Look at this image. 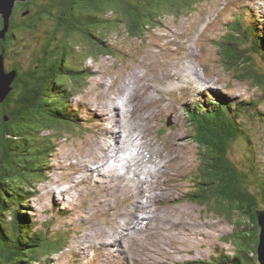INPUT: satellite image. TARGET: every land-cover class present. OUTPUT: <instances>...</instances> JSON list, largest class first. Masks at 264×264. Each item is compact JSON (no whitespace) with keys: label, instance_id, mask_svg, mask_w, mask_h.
I'll return each instance as SVG.
<instances>
[{"label":"rangeland","instance_id":"obj_1","mask_svg":"<svg viewBox=\"0 0 264 264\" xmlns=\"http://www.w3.org/2000/svg\"><path fill=\"white\" fill-rule=\"evenodd\" d=\"M186 1H188V4L193 6V8L190 10L176 11L175 7L167 5L164 9H161L162 11L158 14L163 15L162 19L155 16V21H149L150 25H145L135 34H128L125 32L123 26H120V29L117 30L116 33L107 34L106 38L112 50L109 55L101 56L93 54L94 57L84 60L87 56H90L87 55L90 52L89 49H85V53L80 54L81 60H84V72H89L90 76L89 74L87 75L88 82L87 84L85 83L87 87L82 80L86 88L85 90L79 89L77 91L76 89L75 92H70L67 95L66 100L68 108L71 107L72 110H75L78 105L76 103L81 100L79 103L80 107L81 103H83L86 108L91 107V109H94L95 103L102 100L104 101L103 103H106L105 108L102 107V110L106 112L100 114L98 119L100 123H106L113 118H118L120 107H116L114 104L119 102L121 98H124L127 93L131 91L132 96L130 99L127 98L122 100L124 102V106L122 107L128 105L126 111H132V114L138 116L139 119L135 118L134 123L129 125V129L132 131V140L129 141L128 146L131 149L134 148L135 153H138L139 150L135 149V145L143 136L148 138L149 130H151L153 132V137L156 136V140L154 141L155 146H153L155 148L150 149L155 157H157L156 154L158 151L166 150L169 146L168 154L170 162L168 164V173L171 174V178L168 179L167 184L165 183L166 178L154 182L153 186L160 189L156 191L152 190L150 199L145 200L140 197L138 203L130 205L129 209L135 210L134 212H129V210L122 211L126 206L124 200L121 210L114 200L115 197H112L110 201L106 200L107 196L113 193L112 180L107 179L105 183L96 181L101 192H97L94 189L93 196L95 200L91 198L90 201H80L74 206H70V208H73L71 210H74L71 214L65 213L64 215H58L65 212V209H63L65 205H62L59 209L56 208V221L51 222L50 216L43 212L49 205L47 196L51 194L50 190H52L51 187H53V185L57 187L60 186L61 181L58 178L63 177L65 173L70 171L61 170V168L56 167V165L60 161H65V164L72 165L71 163L83 159L81 168L87 170L92 167L90 162H96V166L98 165V167L94 169L102 170V173L98 175L97 178L105 179L107 176L104 175L103 166L100 164L98 157V155L100 156V152L103 153L104 151L101 148L102 150L97 151V154V152L92 149V147L96 145H101L102 147L104 143H102L99 135L97 138L82 133L70 135L64 129L66 128L65 124L58 128V130L62 129L61 132H59L60 134L48 130L42 132L41 135L47 137L52 136L54 139L56 138L55 141H52V146L54 144L52 147L53 150L51 151L53 156L47 157L49 159L47 171L54 170V173L48 172L46 174L50 175L52 180H38L36 182L35 197L31 198L29 202V206L34 212H32V214L29 213V215L31 220L34 219L37 221L38 228L47 229L48 226V231L51 234L57 232L59 229L63 230L67 227H71L69 231L72 233V237L69 238L70 240L66 235L68 232L63 231V233L59 234V236H63V241L65 243L68 241V243L48 257L50 264H68L69 257H71L74 262L76 257L87 255L86 252L94 246H98L110 252V256L107 254L102 256L103 251L99 249V256L95 257L96 262L94 264H102V262L117 264L115 258L118 255H115L116 253L109 247V245H111L110 242L112 240L119 241L122 233L126 232L133 219H135V221H140L143 218H145L146 221L155 220L156 222H160L162 220L158 224L160 228L161 225L162 228L173 225L179 229V233L186 239H189L190 235H185L183 225L192 230H196L197 233H194L195 244L199 239V233L203 234L204 237H206V242L203 240H201V242H205L206 245V256H204L206 259L214 252L216 254L226 252L229 256L234 255L236 244L234 241H229L230 236H234V233L240 232L242 229L245 230V223L235 217V215L232 217V215L228 213L214 210V204H209L207 202L203 203L202 200L197 197L200 192V184L197 182L198 176H201L203 172V163L200 164V153L198 152L201 150L203 151V149L194 140L192 123L195 122L194 119L196 115L192 113V108L181 104V91H175L176 81L174 79L183 74L181 72L182 68L183 72L187 74L192 67L194 72L199 71V74L206 72L208 81H211V84L215 86L214 88H217L223 95L228 96L230 94V97L237 100L239 103L248 104L259 98L263 104L257 108V111L263 114L264 98L260 96L264 97V87L256 90L250 88L249 82L244 81L242 78H238L236 73L237 69H231L221 55V49H224L229 39H233L232 36H235L233 25L237 20L243 19L246 25L254 24V20H261L264 31L262 12L256 8L259 4H262V1L250 0L243 6H240L239 0ZM255 2H257V5L254 6L251 4ZM254 15L255 19L253 20ZM109 16L116 20L114 17L115 15L112 13L107 16L104 15L103 18L108 20L107 17ZM240 25L241 29H243V24ZM39 38L43 45L47 43L45 33H43V35L39 34ZM165 48L167 49L166 51L163 50ZM40 49L41 46L38 44L36 45L33 43L31 47L30 44H28L27 47L25 44V47H22L21 54L19 53L17 58H13L7 62L6 66L8 63L12 64L19 61L23 64L24 69H29L32 64L31 61L35 57L34 53L37 54ZM192 60L195 65L192 63ZM75 79L78 80V78ZM160 89H164L166 91L165 94L158 95L157 92L162 93ZM170 90L172 91L167 93ZM78 92L79 96H76L75 94ZM199 98L200 97H195L194 99L197 102ZM69 100H71V103L68 104ZM200 100L203 103L208 102L210 100V94L203 98L201 97ZM88 110L90 111V109ZM84 111L85 110L82 111L83 115ZM126 111L123 117L126 116ZM144 116L146 118L150 117V120L147 122ZM152 121L154 122L152 123ZM263 126L262 130L257 129V131L254 130L252 132L254 136V139H252L254 142L253 145L250 146L255 156L258 154V149L264 152V143L260 142L261 135L264 134ZM133 128H135V130H132ZM102 131L106 135H111L112 137H116L117 135V130L113 132L104 127ZM131 131H129V133ZM98 132L100 133H96L103 134L101 130ZM160 136H162V139ZM149 142H153V138H151ZM121 144L122 142H118L116 146H107L113 151L111 155H108V159L115 156ZM247 150L248 148L246 145L243 148L239 143H234L231 148V158L236 162L242 159L243 161L241 164L244 162L246 165L247 161L250 162L247 157ZM141 162L142 159L138 158L134 166ZM262 163H264V157L262 158ZM145 169L146 168L143 166L140 171V178L144 182L146 181L143 178L142 171ZM63 172L65 173L63 174ZM72 173H75V171L69 174ZM85 176L84 174L83 177ZM74 178H76V176ZM263 179L264 178H262V180ZM86 183L88 182H83L82 179L80 186ZM146 186L147 184L144 187ZM76 187H79V184ZM259 188L260 186L256 184L253 186V191L259 194ZM55 190L56 192L58 191L56 188ZM77 191L80 196L83 197V190L80 187ZM130 192L131 200L138 198L137 193L133 191ZM144 193L146 196L149 190L147 188L144 189ZM86 196L87 197L84 198L87 199L91 195ZM158 196L164 198L160 205L152 202L153 198L161 201L158 199ZM54 198L56 203H52V208H55L56 204L61 202L59 197L54 196ZM143 200L147 202L144 204ZM68 202H70L69 199L65 200V203ZM260 202L262 203L261 207L264 208V199L260 200ZM83 207L84 209L81 210ZM148 207L149 209H147ZM91 212H93V215L96 217L101 213L100 216L104 217L102 218V223H100L99 219H96L94 222L93 220L96 217L89 222L87 215L91 214ZM135 214H137L139 218ZM81 215L83 217L86 215V217L83 219ZM114 215L117 216L114 218ZM125 216L129 217L124 218ZM109 219H112L113 224H115L116 221L118 222L117 228L120 229V234L115 232V227H111V224H106L107 228L104 233H102L103 230L95 233L101 235L100 237H96L94 240L93 237L88 235L90 240H94V245L82 244V237L86 232L92 231V227H104L106 220ZM66 221H68L69 224H66ZM168 221L173 222L169 224ZM178 223L183 225H179ZM33 224L35 226V223ZM239 224H241V227H239ZM136 228H140V226H136ZM155 229L152 230L153 232L150 233V235L157 232ZM135 231L136 229L127 232L130 241L125 247L133 258H135V260H133L129 255L130 264H132V261L134 264H144L142 262L143 255L139 253L140 249H144V252L145 249H147L152 254L155 253L159 257L155 259L153 264H182L187 258L188 260H203L200 253H197L195 256L188 253H186V256L184 254H175L173 256L172 251H174V248L177 246L181 248L187 247L186 249L189 248L187 243H182L177 240L170 241L164 239L167 242L165 246L162 241L152 246L146 242L143 237H140V245L133 240ZM159 233L160 232L156 233V235H159ZM103 235L106 238L105 240H102ZM110 235H114V237ZM107 242H109V245ZM80 247L82 248L78 251ZM133 247L138 248L133 249ZM200 249L204 251L205 247L199 248V250ZM77 251L78 253H76ZM101 257H103L102 260ZM43 259L45 260L47 257ZM47 261L48 260H45V262Z\"/></svg>","mask_w":264,"mask_h":264},{"label":"trees","instance_id":"obj_2","mask_svg":"<svg viewBox=\"0 0 264 264\" xmlns=\"http://www.w3.org/2000/svg\"><path fill=\"white\" fill-rule=\"evenodd\" d=\"M167 5L176 11L193 8L186 0H26L17 2L7 28L0 15V32L6 29L4 38L0 37V57L5 65L21 54L25 44L41 46L29 69L19 61L5 67L6 72L14 70L17 75L11 91L0 98V264H49L51 253L65 245L59 236L63 231L51 234L48 226L38 228L29 215L35 184L46 180L47 157L56 139L41 133L50 130L59 134L63 124L77 126L66 97L87 86L90 73L84 72V60L112 51L106 35L116 33L120 26L135 34L155 21V16L162 19L158 14ZM110 13L116 20L103 18ZM233 30L236 35L221 49L222 58L231 69L238 68L243 60L252 73L241 75L242 79L250 88L260 89L264 87V37L243 21L235 22ZM43 33L45 45L39 38ZM85 49L90 56L82 61L80 54ZM262 104L258 98L207 116L196 115L192 123L194 140L203 149L197 197L245 223V230L228 238L236 244L234 255L220 259L218 264H259L257 216L264 209L260 202L264 199V152L258 149L255 156L250 145L254 142L252 132L264 125V113L257 111ZM260 142L264 143V134ZM234 143L248 148L250 162L246 165L241 164L242 159L236 162L231 158ZM256 184L259 194L253 191ZM66 235L71 237V233Z\"/></svg>","mask_w":264,"mask_h":264},{"label":"bare ground","instance_id":"obj_3","mask_svg":"<svg viewBox=\"0 0 264 264\" xmlns=\"http://www.w3.org/2000/svg\"><path fill=\"white\" fill-rule=\"evenodd\" d=\"M248 1H250V0H239V3H240V6H243V5H246L247 3H248ZM252 5H257V2H255V3H251ZM256 8H258L261 12H262V14L264 15V1H262V4H259ZM258 13V12H257ZM258 15V14H257ZM262 20L264 21V18H262ZM177 45V44H176ZM186 66V65H185ZM184 66V67H185ZM181 72L185 75V74H187V73H184L183 72V68H182V70H181ZM188 73H190V71L188 72ZM188 80L190 81V80H192L191 79V77H189L188 78ZM104 89V88H103ZM172 90H170V91H168L167 93H169V92H171ZM160 92H162V93H158L157 92V94L158 95H161V94H165V90L164 89H160ZM208 94H210V92L209 91H207V90H205V91H202L201 92V94H200V99H201V97L203 98L204 96H206V95H208ZM150 95V94H149ZM198 96V95H197ZM199 97V96H198ZM181 98H187V97H181ZM133 99V98H132ZM163 100V99H162ZM163 101H166V100H163ZM201 101V100H200ZM207 101V100H206ZM120 102V101H119ZM119 102H117V103H115L114 105L116 106V107H120L119 106ZM100 104H101V106L103 107V108H105V106H106V103H103V102H99ZM201 104L203 103V102H200ZM124 104V102L122 101V106H124L123 105ZM70 109V111L72 110L71 108H69ZM100 110H102V108L101 107H99L98 108V110H97V113H98V116L100 115V113H99V111ZM107 111H110V110H107ZM121 111H122V108H121ZM119 112H120V110H119ZM125 112V111H124ZM122 113H123V111H122ZM126 116H125V121H124V129L122 130V127H121V130H120V135H119V143H121L122 142V144L120 145V148L117 150V153L115 154V156L116 157H121V154L122 153H124V146L126 145V144H128V142L129 141H127V137H128V135H126V136H124V133H129V131H131L130 129H129V125L130 124H133L134 123V119L135 118H138V116H136L135 114H132V112L130 111V114H128V112L126 111ZM124 114V113H123ZM151 114V113H150ZM150 116V115H149ZM148 116V117H149ZM206 116H207V114H206ZM119 117V116H118ZM145 117V116H144ZM146 118V117H145ZM139 119V118H138ZM146 119H149L150 120V117L149 118H146ZM194 127V126H193ZM132 130H135V128H133ZM111 131V130H110ZM112 131L114 132V131H116V129H113L112 128ZM104 135H105V133H104ZM117 136V135H116ZM148 136H149V134H148ZM143 138L144 139H146V137H144L143 136ZM139 144L137 143L136 144V146H135V149L136 150H138V146ZM116 146V145H115ZM103 147V146H102ZM110 147H113V146H110ZM105 148H106V150H108V151H111V148H109V147H107V146H105ZM146 148V146L145 147H141V149L140 150H144ZM92 149L94 150V151H100V150H102L101 149V145H96V146H94V147H92ZM142 151H139L138 153H135V151H134V148H129V149H127L126 151H125V153L129 156V157H126V160L128 161V163L130 164V166H134V164L135 163H137V161H138V158H141V159H143L144 158V154H145V152H142ZM115 153V152H114ZM107 159H108V157H107ZM65 162H62V161H60L57 165H56V167H58V168H61V170H63V167H65L66 165L64 164ZM91 163V162H90ZM142 163V162H141ZM141 163H139V164H137L136 166H139L135 171H133V173H136V172H139L141 169H142V166H140L141 165ZM100 164L103 166V163L102 162H100ZM98 167V165L97 166H94L93 168L92 167H90V168H88L87 170H83L82 172H83V174H85L86 176L85 177H83V182H88V180L87 179H89L90 178V176H92V175H95L96 177L98 176V175H100L101 173H102V170L100 169V170H95L96 168ZM48 168V167H47ZM95 168V169H94ZM50 169V168H49ZM117 171H109L108 173H106V174H109L112 178H114V179H118V178H115L114 176H113V174H118L119 173V170L118 169H116ZM72 171H74V170H70V171H68L67 173H70V172H72ZM65 172H63V174H64ZM142 173H145V170L144 171H142ZM104 175H105V173H104ZM151 177H155V176H151ZM153 180V179H152ZM97 181V180H96ZM96 181H95V184H96ZM147 183H150L149 181L148 182H146V184ZM153 183V181H151V183L150 184H152ZM130 184V182H128V181H126V180H124V181H122V182H119V183H115L114 184V186H113V183H112V192H114V187L116 188V187H119V189H115V192H116V195H117V199H115L114 198V200H115V202H116V204H119L120 202H121V199L120 198H122L121 197V190H123L124 189V187H126L127 185H129ZM97 185V184H96ZM134 186V185H133ZM79 187H80V184H79ZM79 187H76V191L79 189ZM51 189L52 190H50V193H54V196H56V197H58L57 196V192H55V188L54 187H51ZM130 191H133L134 193H137L138 194V198H140V197H142V199H144V196L143 195H141L142 194V189H141V187L139 186V185H137V186H134V187H131L130 189H129V192H128V194L127 195H125L123 198L125 199V201L127 202H125L126 203V206H125V208L122 210V211H127V210H129V212H134L135 210H133V209H129V207H130V205H133V204H135V203H138L140 200L137 198V199H134V200H131V192ZM96 192V191H95ZM60 195H62V196H64V192H62L61 190H60ZM93 193H94V190H93ZM79 197H81L80 196V194H79ZM83 197H87V196H84L83 195ZM90 197V196H89ZM92 198L94 199V196L92 195ZM99 199V198H98ZM158 199L159 200H161V201H158L157 199L155 200V198H153V200H152V202H154L155 204H157L158 203V205H160L161 204V202H162V200L164 199V198H162L161 196H158ZM95 200V199H94ZM100 200V199H99ZM106 200L107 201H110L111 200V198H106ZM144 201V200H143ZM145 202H147V201H144V204H145ZM65 203V202H64ZM71 214V213H70ZM136 216H137V214H135ZM134 215V216H135ZM126 217H129V216H125L124 218H126ZM132 217V216H131ZM123 218V219H124ZM136 222V225L135 226H139L140 225V221H135ZM161 222V221H160ZM173 222V221H172ZM172 222H169L168 221V223L169 224H171ZM117 224H118V222L116 221V223L115 224H111V227H115V232L116 233H119L120 234V229L119 228H117ZM179 225H183V224H180V223H178ZM184 226V228H183V231H184V233H185V235H190V237H189V239H186L181 233H179L180 235H181V237L179 238V239H181V240H188V241H190V243H191V245H195V239H194V233H197V231L196 230H192V229H190L189 227H186L185 225H183ZM201 226V225H200ZM93 228V230L92 231H90V232H86V234H84L83 235V241H82V244H86V245H94V240H95V237H97V234H95V233H97V232H99L100 230H103V232L105 231V229L107 228L106 227V224H105V226L103 227H92ZM161 228H162V225H161ZM131 231V230H130ZM162 233L163 232H160L159 233V235H156V237L154 238V240L152 241V243L150 244V245H152V246H154V244H157V243H159L161 240L159 239V237L158 236H160V235H162ZM88 235H90L91 237H93L94 238V240H90L89 238H88ZM101 235H99V237H100ZM111 237H114V235H110ZM125 236V234L124 233H122V235H121V237L119 238V241H115V240H112L111 242H110V244L111 245H109V242H107L108 243V245H109V247L110 248H113V246H117V244L123 239V237ZM178 239V238H177ZM122 242V241H121ZM163 242V241H162ZM186 243V242H185ZM179 244V243H178ZM177 244V245H178ZM83 246V245H82ZM183 247V246H182ZM81 248L82 247H80L79 248V250L78 251H80L81 250ZM187 248V247H186ZM185 248V249H186ZM175 249V248H174ZM144 249H140L139 250V253L140 254H142L143 256H142V262L144 263V264H153L154 263V261H155V259H157V258H159L155 253H151L149 250H147V249H145V252L143 251ZM118 251H121L122 253H125L126 252V250L123 248V250H117V252ZM180 252V251H179ZM119 256V255H118ZM102 264H107V263H105V262H102ZM129 264V263H128Z\"/></svg>","mask_w":264,"mask_h":264},{"label":"water","instance_id":"obj_4","mask_svg":"<svg viewBox=\"0 0 264 264\" xmlns=\"http://www.w3.org/2000/svg\"><path fill=\"white\" fill-rule=\"evenodd\" d=\"M26 0H0V15L3 16L5 20L6 28L9 26V21L13 15L15 6L17 2H24ZM6 29L0 32V37L4 38ZM240 66H238L236 73L238 78H242L241 75H251L252 71L248 68L246 64L242 61L238 62ZM248 69H247V68ZM16 71L6 72L4 59L0 57V98H5L8 93L11 91V84L13 80L16 78ZM197 143V142H196ZM207 168V167H206ZM258 223L260 225V233H259V244L257 247V260L259 264H264V211L258 212Z\"/></svg>","mask_w":264,"mask_h":264},{"label":"flooded vegetation","instance_id":"obj_5","mask_svg":"<svg viewBox=\"0 0 264 264\" xmlns=\"http://www.w3.org/2000/svg\"><path fill=\"white\" fill-rule=\"evenodd\" d=\"M1 48V47H0ZM2 49V48H1ZM5 64V63H4ZM5 67H6V65H5Z\"/></svg>","mask_w":264,"mask_h":264}]
</instances>
